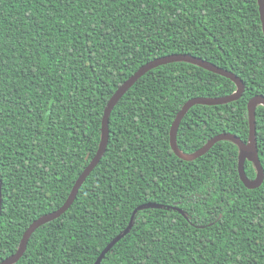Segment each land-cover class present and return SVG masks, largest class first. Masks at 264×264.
Instances as JSON below:
<instances>
[{"label":"trees","instance_id":"obj_1","mask_svg":"<svg viewBox=\"0 0 264 264\" xmlns=\"http://www.w3.org/2000/svg\"><path fill=\"white\" fill-rule=\"evenodd\" d=\"M175 54L244 85L238 101L192 106L178 149L193 153L222 133L247 143V103L264 97L257 0H0V263L64 204L98 150L115 91ZM235 91L189 63L143 75L112 109L106 150L72 205L35 230L14 264H264V107L255 109V189L240 181L231 141L190 162L169 144L187 101ZM244 171L257 178L255 163Z\"/></svg>","mask_w":264,"mask_h":264},{"label":"water","instance_id":"obj_2","mask_svg":"<svg viewBox=\"0 0 264 264\" xmlns=\"http://www.w3.org/2000/svg\"><path fill=\"white\" fill-rule=\"evenodd\" d=\"M258 4V11L259 16L261 20V26L264 36V0H257ZM177 62H183V63H189L192 65H195L197 67H200L202 69H205L206 71H209L211 73L217 74L221 77L227 78L231 80L236 85V91L225 97L220 98H193L187 101L180 111L177 113L174 121L172 122V125L169 130V144L171 151L174 153L176 157H178L180 160L183 161H194L197 158L205 155L214 144L220 142V141H231L234 143L238 149H239V157H238V175L240 178V181L243 183V185L247 189H255L257 188L262 180H263V172L257 157V145H256V136H255V109L257 106H263L264 107V97L263 96H255L253 97L248 103H247V112H248V126H249V132H248V141L247 143L242 142L240 139L235 137L232 134L228 133H222L219 135H216L215 137L211 138L203 147L198 149L197 151L185 154L182 153L176 143V136L178 127L180 124V121L184 117V115L187 113V111L195 105H203V106H218V105H225L228 103H232L235 101H238L244 91V85L242 81L235 76L234 74L223 70L221 68L216 67L215 65H212L211 63H208L206 61H203L199 58L192 57L189 55H181V54H175V55H169L166 57L158 58L153 61H150L140 67L128 80H126L112 95L110 100L108 101L102 121H101V136H100V143L98 146V150L94 157L91 159L90 163L87 165V167L84 169V171L79 175L77 180L75 181L66 201L64 204L57 209L56 211L43 215L37 220H35L24 232L22 235L20 244L18 246V249L14 254L4 259L0 264H14L17 262L22 255L24 254L26 250L27 243L31 237V235L35 232L36 229H38L40 226L45 225L48 222H51L57 218H59L63 213H65L68 208L72 205L74 202L77 193L79 191V188L87 178V176L91 173V171L96 167L98 162L101 160L108 143V137H109V131H108V121L111 114L112 109L115 107L117 102L123 97V95L147 72L150 70L161 66L165 64L170 63H177ZM245 161L253 162L255 163L258 171L257 178L253 181H248L247 177L245 175L244 171V163ZM112 244H110L106 250L103 252V254L111 247ZM102 257V255H101Z\"/></svg>","mask_w":264,"mask_h":264}]
</instances>
